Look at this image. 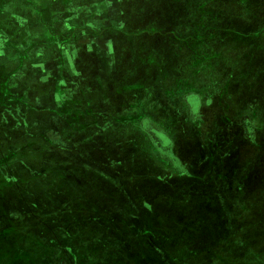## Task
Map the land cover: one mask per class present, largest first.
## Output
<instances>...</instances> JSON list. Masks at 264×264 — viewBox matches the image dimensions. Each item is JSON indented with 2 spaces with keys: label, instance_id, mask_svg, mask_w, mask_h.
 Here are the masks:
<instances>
[{
  "label": "rangeland",
  "instance_id": "rangeland-1",
  "mask_svg": "<svg viewBox=\"0 0 264 264\" xmlns=\"http://www.w3.org/2000/svg\"><path fill=\"white\" fill-rule=\"evenodd\" d=\"M0 264H264V0H0Z\"/></svg>",
  "mask_w": 264,
  "mask_h": 264
},
{
  "label": "crops",
  "instance_id": "crops-1",
  "mask_svg": "<svg viewBox=\"0 0 264 264\" xmlns=\"http://www.w3.org/2000/svg\"><path fill=\"white\" fill-rule=\"evenodd\" d=\"M196 106H197V107L199 106V101H197Z\"/></svg>",
  "mask_w": 264,
  "mask_h": 264
}]
</instances>
